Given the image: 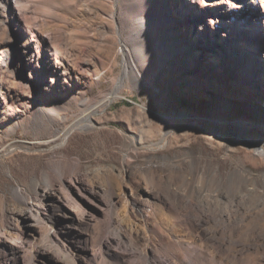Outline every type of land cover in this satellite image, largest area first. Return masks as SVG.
I'll list each match as a JSON object with an SVG mask.
<instances>
[{
	"label": "rangeland",
	"instance_id": "1",
	"mask_svg": "<svg viewBox=\"0 0 264 264\" xmlns=\"http://www.w3.org/2000/svg\"><path fill=\"white\" fill-rule=\"evenodd\" d=\"M113 3L0 0V236L30 264H54L37 250L58 264H97L82 253L85 238L99 252L107 234L137 243L130 264L184 249L205 264H264V106L250 104L251 91L264 96V0L258 19L240 9L224 23L233 34L253 26L248 64L230 39L229 51L206 57L171 54L159 25L120 87L121 42L147 25L119 33ZM217 39L211 32L207 47Z\"/></svg>",
	"mask_w": 264,
	"mask_h": 264
},
{
	"label": "bare ground",
	"instance_id": "2",
	"mask_svg": "<svg viewBox=\"0 0 264 264\" xmlns=\"http://www.w3.org/2000/svg\"><path fill=\"white\" fill-rule=\"evenodd\" d=\"M262 1L263 0H181L182 4L181 6H179L180 0H113V11L110 15H108V17L113 19L118 24L119 33H121V25H123L124 27H128L129 24H132L134 22L141 23V21L145 25H147L145 27L142 26L138 29V31H135L132 34L133 38L131 39V41L124 40L121 42L120 53L124 60V68L118 87L123 84L125 77L131 76L133 78V73L138 71L135 63L137 58L142 56V54L137 50V48L146 38L149 37V35L151 34L149 30L151 31L152 27L159 25L168 27L169 33H167V35H164L163 39L161 40L163 45L169 49L171 54H178V52L183 53V50H186V53L191 54L196 52H204L203 57H206L208 54L212 53V50H215L217 52L229 51L230 46L229 43L227 44V42L228 39H230V43H232V41H235L239 45L245 46L242 50L238 48L237 52L235 50L234 51L237 54V57L239 56L240 60L243 59L248 64V58L250 59L252 56H254L251 55L250 52L251 47L254 44V37L252 33L248 31L253 30V26H250L247 29H245V27H242L237 30V32L240 31L238 34H236L237 32L233 34L232 31L226 29L224 23L232 18V14L235 11H238L240 9L251 12L250 16L253 12V18L258 19L260 15L263 16V13H261L260 9V6H262ZM172 2H174L175 5V7L173 6L175 12L170 9V5L172 4ZM192 3L193 5H191ZM7 4L11 8L13 15H20L19 11L14 6L15 2L13 4L12 2L7 1ZM12 6L14 7L12 8ZM182 19L185 20V23L183 25L185 28L182 27V25L180 26V22L182 21ZM211 32H214L215 35H218V39L217 42H212L210 47H207V42L210 44ZM156 50L160 52V50H162V47L158 46ZM248 52L251 55L250 57H248ZM169 59L171 60L170 56ZM232 74L233 73L230 72L228 75H226V78L229 81L236 82L235 78L232 77ZM138 75L139 78L141 74L138 72ZM261 78V81L258 79L257 82L260 85L262 84V90H264V71L263 77ZM139 80L148 85V82H146L145 79H141L140 77ZM250 95L252 96V98L250 99V104H256L257 113H259L263 110L262 105L264 106V96L258 97L252 91L250 92ZM229 98H231V95L225 94L222 100L226 101ZM214 113L217 114V110H215ZM91 122L92 112L86 114L80 120H78L75 126L80 127L82 124ZM237 125H246V127H248L252 124L237 122ZM236 136L240 140L247 138L244 134L237 133ZM257 144L258 148L260 149V153L264 154V145L262 143ZM42 195L45 198H49L52 201H55L56 195L52 191H50L49 187H45V189H43ZM22 215L25 219L32 217V215L28 213H22ZM85 242L86 246L84 249H82L83 255L97 264H100L99 261H101L102 258H106L107 260H109L110 263L108 264H130L131 257H133L134 253L138 252L137 243L134 242L130 236L121 234L119 236H111L108 234L105 235L100 240L99 252L94 249L88 248V244L90 242V239L88 237L85 238ZM0 248L3 249V253L1 255V264H30L25 263L22 260L20 249L13 243L8 242L4 236H0ZM37 251L39 252V257H41L40 260L43 263H45L44 261L48 258L54 264H58L57 261L54 260V258L50 256L45 250ZM190 251L189 249H184L183 254H179L176 252L170 253L168 255L165 254L158 257L156 256L157 264L207 263V259L205 260L204 258H202V256H200L199 258L198 253L193 254ZM141 254L139 255L146 260L150 257L155 258V256H152L149 253L148 249H142ZM135 262L137 263L138 261Z\"/></svg>",
	"mask_w": 264,
	"mask_h": 264
}]
</instances>
